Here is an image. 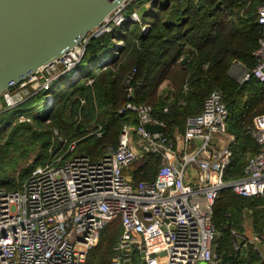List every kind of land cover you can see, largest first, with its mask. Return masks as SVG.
<instances>
[{
    "label": "built area",
    "instance_id": "obj_1",
    "mask_svg": "<svg viewBox=\"0 0 264 264\" xmlns=\"http://www.w3.org/2000/svg\"><path fill=\"white\" fill-rule=\"evenodd\" d=\"M138 1L129 0L114 11L64 59L42 70V78L35 76L4 94V109H15L30 97L48 92L44 106L49 110L55 82L67 84L107 69L123 43L82 66L86 46L92 38L119 27L141 24L139 9L133 8ZM257 16L262 29L254 52L257 66L249 70L235 64L230 70L241 86L253 79L264 82V5ZM148 29L145 25L142 32ZM134 83L130 76L127 101L119 114L135 115L138 124L123 129L116 148L109 147L98 162L84 156L66 160L65 153H54L18 190H0V264H87L101 234L115 222L121 234L112 264H223L214 253L215 203L228 190L242 197H264V114L257 115L249 128L259 152L248 158L242 178L227 181L236 139L228 130L229 111L222 95L212 92L202 113L188 118L185 133H176L173 141L165 135L166 124L154 116L152 107L136 104ZM147 125L162 127L164 132H148ZM90 134L103 138V126L97 124ZM75 144L68 152L74 151ZM151 155L161 157L156 179L134 184L127 172ZM233 235L237 238L235 264H250V249L264 245V237Z\"/></svg>",
    "mask_w": 264,
    "mask_h": 264
},
{
    "label": "trees",
    "instance_id": "obj_2",
    "mask_svg": "<svg viewBox=\"0 0 264 264\" xmlns=\"http://www.w3.org/2000/svg\"><path fill=\"white\" fill-rule=\"evenodd\" d=\"M148 5V12H143L145 5L134 3L141 24L119 27L87 44L82 66L102 58L116 43H123L107 69L67 84L55 82L49 110L44 106L48 92L30 97L15 109L3 108L0 190H18L54 153H65L66 160L84 156L98 162L109 147L116 148L123 129L138 124L135 115L119 114L127 101L130 76L134 77L136 104L151 106L154 116L166 124L165 135L173 141L176 133H185L188 118L202 113L209 95L219 92L229 111V133L236 139L225 179L243 177L248 158L259 152L249 128L257 115L264 114V82L253 79L241 86L230 69L235 64L249 70L257 66L254 52L262 36L257 10L264 0H154ZM145 25L150 27L143 33ZM97 124L104 128L103 138L88 135ZM73 143L74 151L68 152ZM33 155V166L27 167ZM160 165L161 157L151 155L134 163L128 172L134 184L151 182ZM214 224V253L223 264L237 263L233 232L264 237V197L248 198L225 191L216 200ZM120 234L118 222L108 226L89 253L87 264H112ZM248 261L264 264L253 248Z\"/></svg>",
    "mask_w": 264,
    "mask_h": 264
},
{
    "label": "water",
    "instance_id": "obj_3",
    "mask_svg": "<svg viewBox=\"0 0 264 264\" xmlns=\"http://www.w3.org/2000/svg\"><path fill=\"white\" fill-rule=\"evenodd\" d=\"M128 1L0 0V98L64 59Z\"/></svg>",
    "mask_w": 264,
    "mask_h": 264
},
{
    "label": "rangeland",
    "instance_id": "obj_4",
    "mask_svg": "<svg viewBox=\"0 0 264 264\" xmlns=\"http://www.w3.org/2000/svg\"><path fill=\"white\" fill-rule=\"evenodd\" d=\"M131 4V3H130ZM141 10H143V9H141ZM107 60L109 61L110 60V57L108 56V58H107ZM61 68H62V66H61ZM86 72V71H85ZM43 77V73L41 72V73H39L38 75H37V80L38 79H40V78H42ZM36 80V81H37ZM70 81V80H69ZM34 86H36V87H38V85H34ZM2 99H3V97H2ZM3 111V110H2ZM35 158V155H33V158L31 159V160H29V164H28V166L27 167H30V166H33V159ZM247 224H249V223H247ZM247 224H246V227H248L247 226ZM247 234H250V231L248 230L247 232H246ZM256 248L258 249V250H256V251H258L259 252V254L264 258V245L263 244H258V245H256ZM255 251V250H254Z\"/></svg>",
    "mask_w": 264,
    "mask_h": 264
},
{
    "label": "crops",
    "instance_id": "obj_5",
    "mask_svg": "<svg viewBox=\"0 0 264 264\" xmlns=\"http://www.w3.org/2000/svg\"><path fill=\"white\" fill-rule=\"evenodd\" d=\"M149 5L147 4V5H145L142 9V11L143 12H145L146 10H147V12H148V10H149ZM150 14H152V12L150 13ZM150 27V26H149ZM184 61H186V60H184ZM186 63V62H185ZM184 63V64H185ZM231 70V69H230ZM232 76V75H231ZM3 108H4V101H3V99L2 98H0V113L2 112V110H3ZM128 174H129V172H127Z\"/></svg>",
    "mask_w": 264,
    "mask_h": 264
},
{
    "label": "bare ground",
    "instance_id": "obj_6",
    "mask_svg": "<svg viewBox=\"0 0 264 264\" xmlns=\"http://www.w3.org/2000/svg\"><path fill=\"white\" fill-rule=\"evenodd\" d=\"M109 56V55H108ZM106 60H107V58H106Z\"/></svg>",
    "mask_w": 264,
    "mask_h": 264
}]
</instances>
